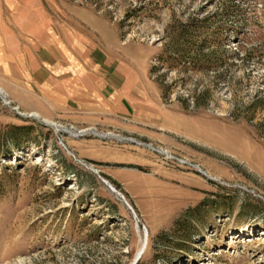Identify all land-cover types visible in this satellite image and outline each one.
<instances>
[{
    "label": "rangeland",
    "instance_id": "374dc122",
    "mask_svg": "<svg viewBox=\"0 0 264 264\" xmlns=\"http://www.w3.org/2000/svg\"><path fill=\"white\" fill-rule=\"evenodd\" d=\"M37 6L120 30L164 129L29 116ZM0 91V264H264V0H0Z\"/></svg>",
    "mask_w": 264,
    "mask_h": 264
},
{
    "label": "crops",
    "instance_id": "0c3cea01",
    "mask_svg": "<svg viewBox=\"0 0 264 264\" xmlns=\"http://www.w3.org/2000/svg\"><path fill=\"white\" fill-rule=\"evenodd\" d=\"M37 10L40 14L28 12L26 42L16 44L26 53L12 58L28 88L29 116L148 138L152 130L164 129L159 122L175 113L160 105L139 57L122 48L128 44L120 30L96 13L65 21Z\"/></svg>",
    "mask_w": 264,
    "mask_h": 264
},
{
    "label": "water",
    "instance_id": "95a60500",
    "mask_svg": "<svg viewBox=\"0 0 264 264\" xmlns=\"http://www.w3.org/2000/svg\"><path fill=\"white\" fill-rule=\"evenodd\" d=\"M4 94V93H1ZM97 173H99V171L96 170ZM103 182L111 189L112 192L116 193L118 195V197L123 200L125 202V204L127 205V207L131 210V212L133 213L134 217L137 218V214L135 212V210L133 209V207L126 201L125 196L122 195L120 192L117 191V189L115 187H113L107 180L103 179Z\"/></svg>",
    "mask_w": 264,
    "mask_h": 264
},
{
    "label": "trees",
    "instance_id": "16d2710c",
    "mask_svg": "<svg viewBox=\"0 0 264 264\" xmlns=\"http://www.w3.org/2000/svg\"><path fill=\"white\" fill-rule=\"evenodd\" d=\"M17 129H19V130H24V129H27V128H26L25 126H23V127L18 126V127H16V130H17ZM28 129H29V128H28ZM9 133L12 134L11 131H10ZM9 133H8V134H9ZM13 142H14V143L16 142V144H15L16 146L19 145L17 141H13ZM111 213L114 214L115 212H114V211H111Z\"/></svg>",
    "mask_w": 264,
    "mask_h": 264
},
{
    "label": "built area",
    "instance_id": "2783aa9c",
    "mask_svg": "<svg viewBox=\"0 0 264 264\" xmlns=\"http://www.w3.org/2000/svg\"><path fill=\"white\" fill-rule=\"evenodd\" d=\"M91 130V129H90ZM92 132H96V129L95 130H92ZM80 133H82V134H85V133H87V131L85 132V131H80ZM130 141H133L132 139H130ZM133 142H136V141H133Z\"/></svg>",
    "mask_w": 264,
    "mask_h": 264
},
{
    "label": "bare ground",
    "instance_id": "6f19581e",
    "mask_svg": "<svg viewBox=\"0 0 264 264\" xmlns=\"http://www.w3.org/2000/svg\"><path fill=\"white\" fill-rule=\"evenodd\" d=\"M1 93H4V92H2V91H0ZM86 132V131H85ZM184 160H182V162H183ZM185 162V161H184ZM184 164H186V163H184ZM146 236H147V233H146ZM145 245H146V242L144 243V249H145Z\"/></svg>",
    "mask_w": 264,
    "mask_h": 264
}]
</instances>
